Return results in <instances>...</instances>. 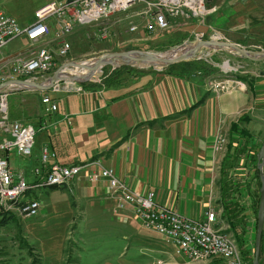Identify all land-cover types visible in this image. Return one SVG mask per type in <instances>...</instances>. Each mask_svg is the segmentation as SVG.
Masks as SVG:
<instances>
[{
	"label": "crops",
	"instance_id": "crops-1",
	"mask_svg": "<svg viewBox=\"0 0 264 264\" xmlns=\"http://www.w3.org/2000/svg\"><path fill=\"white\" fill-rule=\"evenodd\" d=\"M52 1L61 0H0V11L26 27L35 20V11ZM209 6L215 10L205 16L204 22L179 18L180 31L221 39L222 32L264 37V0H214ZM132 7L141 16L135 19L137 29L133 32L142 35L151 18L140 14L144 3ZM130 12L116 13L107 19L115 37L121 21L131 16ZM24 42L26 50L1 55L0 60L15 61L27 56L32 42L27 37ZM61 59L58 57V61ZM192 76L197 75L149 72L103 87L58 82L53 87L59 86V90L36 91L51 96L58 104L55 112L47 111L43 103V108L35 104L30 91L9 94L8 98L14 96L13 102H8L11 118L32 124L37 130L28 157L15 149L7 153L11 168L23 173L29 183L38 181L40 177L33 175L32 169L40 165L41 149L48 145L56 153L53 162L72 165L98 161L114 169L131 189L143 194L154 191L159 203L185 216L201 220L214 208L217 227L235 237L225 212L226 203L232 204L247 219L245 237L250 249L254 239L256 242L255 201L261 191L255 172L258 152L264 143V75L250 81L226 80V86L219 89L213 87L212 81L199 75V80H193ZM219 134L227 137L223 152L214 149ZM92 169L98 170L93 166L88 170ZM86 173L57 189L47 187L51 190L47 195L50 207L67 203L77 210L71 192L79 211L91 212L89 217L81 215L79 222L92 217L95 230L104 220L110 228L119 230L124 246L116 256L98 263L96 257H91L90 263L84 264H134L132 258L127 262L125 251L126 241L133 237L142 241L148 252L142 253L148 257L146 264H225L223 260L205 263L206 260L195 261L180 255L173 242L142 225L131 205L121 207L106 181L91 182ZM82 255L77 256L75 264H82ZM260 264H264V247Z\"/></svg>",
	"mask_w": 264,
	"mask_h": 264
},
{
	"label": "built area",
	"instance_id": "built-area-1",
	"mask_svg": "<svg viewBox=\"0 0 264 264\" xmlns=\"http://www.w3.org/2000/svg\"><path fill=\"white\" fill-rule=\"evenodd\" d=\"M209 2L210 0L52 1L35 11V20L26 27H22L15 17L0 11V50L22 35H26L32 42L27 56L15 61L0 60V83L15 79L46 82L50 73L57 68L58 57L65 58L70 53L72 46L69 36L79 25L105 23L110 16L125 12L135 4L144 3L145 7L140 14L151 18L146 24V30L166 31L173 26L172 21L178 18L186 21L196 18L204 22L205 16L215 10V7L209 6ZM130 29H137V25ZM110 36L109 26H103L99 37L108 40ZM204 37V34L195 36ZM5 70H8L7 73ZM225 86L224 81L213 84L217 89ZM7 96V93L0 94V213L10 212L23 218L35 217L42 202L30 197V191L66 185L87 171L91 182L106 181L120 206L131 205L142 225L173 242L180 255L191 260L220 258L225 264H248L236 238L217 227L218 218L214 208L209 209L201 220L185 216L159 203L154 191L143 194L131 189L118 178L114 169L104 167L98 161L59 164L53 162L56 153L45 145L41 150L40 165L32 169V174L40 179L29 183L23 173L11 168L7 153L15 149L19 155L28 157L32 153L37 130L32 124L10 117ZM42 103L47 111L58 110V104L48 94H43ZM226 145L227 137L219 134L214 149L223 152ZM92 166L98 170H88Z\"/></svg>",
	"mask_w": 264,
	"mask_h": 264
},
{
	"label": "rangeland",
	"instance_id": "rangeland-1",
	"mask_svg": "<svg viewBox=\"0 0 264 264\" xmlns=\"http://www.w3.org/2000/svg\"><path fill=\"white\" fill-rule=\"evenodd\" d=\"M212 1L214 0H210V2ZM130 10H132V13H128L131 15L129 16L130 18L122 20V24L117 28L118 36L115 37L114 31L110 28L112 37L109 40H102L99 37V33L103 26H110V21L106 20L105 23L83 25L81 28H77V26L71 37L69 36L72 50L67 57L58 61L55 70H61L65 66H68L66 69L68 70L74 68L67 65L69 62L90 60L107 53L131 50L161 53L170 50L172 47L181 45L186 40L195 38L194 35L190 36L187 32L183 33L180 31L179 18L173 20V26L166 31H145L142 35H139L130 31L129 28L135 25V19L141 16L137 13L136 8L131 7ZM183 26L186 27L187 25ZM222 34L224 37L220 36L224 40L232 42L231 39H233L238 42L237 44L246 48L264 50V37L233 36L226 35L224 32ZM210 37L211 35L205 36L204 39ZM25 38L26 36H20V38L11 41L2 49L0 56L20 53L24 49ZM63 62L65 63L64 65H62ZM184 62L190 63V75H199L206 81H212L213 83L239 79L250 81L253 77L264 75V61L254 62L238 57L236 54L227 53L225 50L203 49L196 58L178 62L180 64H177L174 68H168V66L157 69L154 66L139 67L125 64L114 67L111 64H107L94 72V75L98 76L94 78L97 82H92L90 80L91 77L87 76L88 73L86 76L77 79L62 78L59 83L75 82L73 84L79 87L86 85L87 87H103L106 86L107 82L122 83L129 77L149 72H179L181 68L186 67V65L182 64ZM7 71L5 70V73ZM91 71L93 70L89 69V72ZM55 88L57 90L60 89L59 86ZM30 92H32L30 95H33L32 101L42 107V95L37 94L36 91ZM13 98L12 94L8 98V102L12 103ZM47 189L41 187L30 191L28 194L30 197L38 199L43 203V207L35 217L23 218L13 214L14 216L8 218L4 224L0 223V264H62L63 259V264H75V260L80 253L83 254V259H81L82 264L90 263L91 257H96V263H98V261H102V259L110 257L113 254V256H116V253L123 248L124 245L120 243L117 233L119 230L116 227L110 228V225L108 226V223L102 220L99 228L93 230L92 217L90 219L83 218L84 220L79 222L81 215L89 217L91 212L82 213L79 211L75 197L71 192L69 195L73 204L77 206V210H74L67 203H60L55 208L50 207L51 199L47 195L51 190ZM1 218L3 217L0 215V220ZM246 227L248 230V225ZM254 233L256 234V227ZM144 247L143 242L137 238L133 237L131 241H126L125 251L128 255L125 256L127 257V262L132 258L134 259V264H146L148 257L146 254L142 255V253L148 252H145ZM250 255L255 257V239L250 245ZM210 260L222 261L220 258ZM196 263L203 264V262ZM205 263H208V260Z\"/></svg>",
	"mask_w": 264,
	"mask_h": 264
},
{
	"label": "water",
	"instance_id": "water-1",
	"mask_svg": "<svg viewBox=\"0 0 264 264\" xmlns=\"http://www.w3.org/2000/svg\"><path fill=\"white\" fill-rule=\"evenodd\" d=\"M225 50L229 53L236 54L241 58H246L254 62L264 61V50L249 49L242 45H239L228 40L221 38L211 37L208 39L194 38L184 41L181 45L172 47L170 50L165 52H171L169 55H163V52L154 51H142V50H131L121 51L114 53L103 54L96 58V63L92 67H87L79 62H69V66H81L92 70L97 68H103L107 64H111L114 67L121 65H136L139 67H145L141 65L154 66V68L161 69L168 67L172 64L194 59L203 50ZM60 69L55 70L51 77L46 82L35 83L27 79H15L0 84V93L5 91H46L52 89L53 86L62 80L59 77ZM90 79H94L98 76L94 75L91 71ZM199 76H192L193 80H199ZM258 170L261 180V191H260V204L257 214L256 224V242H255V257L253 264H260L262 238L264 232V143L258 152Z\"/></svg>",
	"mask_w": 264,
	"mask_h": 264
},
{
	"label": "trees",
	"instance_id": "trees-1",
	"mask_svg": "<svg viewBox=\"0 0 264 264\" xmlns=\"http://www.w3.org/2000/svg\"><path fill=\"white\" fill-rule=\"evenodd\" d=\"M177 64H180V63L172 64L168 68H174ZM182 64L186 65V67L181 68V70L179 72L189 74L190 73L189 69H191V67H189L190 63L184 62ZM110 84H112V83L107 82L106 85H110ZM242 119H244V118H242ZM254 158L257 159V155H255ZM226 175H227V172H226ZM255 178L258 180V183L261 186V180H260L258 167L256 168ZM59 187H61V186H51L50 188L51 189H57ZM259 204H260V194L258 195V197L255 201V215H256V217L258 214ZM225 212H226V219L231 225V227H230L231 231L234 232V235L236 237L237 243L239 245V248L241 250V253H242L244 259L248 262V264H253L254 257H252L250 255V249L248 248L247 239L245 237L247 232H248L247 227H246L247 226L246 217L243 215L241 216V213H239L237 207H235L232 204L226 203ZM0 215L3 217L0 220V223H2V224H4L6 222V220H8V218L14 216L13 213H10V212H2V213H0ZM263 247H264V232H263L262 247L261 248L263 249Z\"/></svg>",
	"mask_w": 264,
	"mask_h": 264
},
{
	"label": "bare ground",
	"instance_id": "bare-ground-1",
	"mask_svg": "<svg viewBox=\"0 0 264 264\" xmlns=\"http://www.w3.org/2000/svg\"><path fill=\"white\" fill-rule=\"evenodd\" d=\"M228 53V52H227ZM171 54V52H163V55H169ZM239 57V56H238ZM79 63H82V65H86L87 67H92L93 65H95L96 63V58H93V59H90V60H84V61H81ZM141 66H149L147 64L145 65H141ZM74 68H71V69H68V66H65L63 69L60 70V74H59V77L60 78H70V79H77V78H80V77H84L86 76L88 73V77H90V73L89 72V68H84V67H81V66H77V65H74L73 66ZM101 68H97V70H93L92 72H96L98 70H100ZM54 72L50 73L48 79L51 77V75L53 74ZM35 83H41V82H35ZM14 92H17V91H13V92H3V93H7L8 95L11 94V93H14ZM2 94V93H0ZM7 103H8V96H7ZM8 108H9V103H8ZM9 114H10V111H9ZM11 117V116H10ZM44 147V146H43ZM42 147V148H43ZM42 150V149H41ZM8 157V156H7ZM9 160V159H8ZM10 164V163H9Z\"/></svg>",
	"mask_w": 264,
	"mask_h": 264
}]
</instances>
